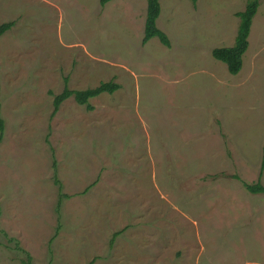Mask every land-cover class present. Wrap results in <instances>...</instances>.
Instances as JSON below:
<instances>
[{"label": "rangeland", "instance_id": "374dc122", "mask_svg": "<svg viewBox=\"0 0 264 264\" xmlns=\"http://www.w3.org/2000/svg\"><path fill=\"white\" fill-rule=\"evenodd\" d=\"M159 2L0 0V264H264V0L237 75L248 0Z\"/></svg>", "mask_w": 264, "mask_h": 264}, {"label": "trees", "instance_id": "16d2710c", "mask_svg": "<svg viewBox=\"0 0 264 264\" xmlns=\"http://www.w3.org/2000/svg\"><path fill=\"white\" fill-rule=\"evenodd\" d=\"M110 0H101L102 4ZM160 0H146V15L144 21L143 44L152 38H157L163 45L169 46L168 39L164 33L158 30L156 21L160 13ZM196 0H192L195 2ZM259 7V0H248L244 10L238 14L239 24L235 35L234 43L231 47L216 48L212 51V57L222 62L230 75H237L242 69V61L245 52L249 46V35L251 32L252 21ZM14 25L13 22L0 24V37ZM118 89V85L111 82L100 84L96 88H89L84 91H72L64 87L61 94L57 95L53 100L54 110H58L60 104L73 96L78 105H85L90 109L89 99L97 97L101 94H113ZM2 122L0 120V136L2 135ZM0 137V141H1ZM264 161V158H263ZM264 164V163H263ZM245 189L252 195L263 194L264 186L259 182L254 184H243ZM29 264V263H27Z\"/></svg>", "mask_w": 264, "mask_h": 264}, {"label": "crops", "instance_id": "0c3cea01", "mask_svg": "<svg viewBox=\"0 0 264 264\" xmlns=\"http://www.w3.org/2000/svg\"><path fill=\"white\" fill-rule=\"evenodd\" d=\"M159 4H160V2H159Z\"/></svg>", "mask_w": 264, "mask_h": 264}]
</instances>
